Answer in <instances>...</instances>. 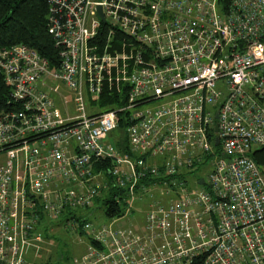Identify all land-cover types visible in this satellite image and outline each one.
Listing matches in <instances>:
<instances>
[{
  "label": "built area",
  "instance_id": "built-area-1",
  "mask_svg": "<svg viewBox=\"0 0 264 264\" xmlns=\"http://www.w3.org/2000/svg\"><path fill=\"white\" fill-rule=\"evenodd\" d=\"M48 32L55 68L25 45L0 48L14 105L0 108V264H38L26 249L42 240L40 213L88 208L104 188L124 212L99 229L82 220L94 243L74 264H264L251 157L264 147V0H49ZM54 82L77 115L55 108ZM85 90L123 103L89 115ZM121 122L126 155L108 141ZM202 165L208 181L189 189Z\"/></svg>",
  "mask_w": 264,
  "mask_h": 264
},
{
  "label": "rangeland",
  "instance_id": "rangeland-1",
  "mask_svg": "<svg viewBox=\"0 0 264 264\" xmlns=\"http://www.w3.org/2000/svg\"><path fill=\"white\" fill-rule=\"evenodd\" d=\"M62 86L61 84L60 87L63 89L65 95L69 94L67 97L68 108L64 105L65 113L62 111V115L66 116V110L69 109V114L75 116L79 113L76 104V95L67 88V90L64 89V86ZM84 101L85 110L89 115L101 113L108 109L107 105L103 104L101 99L93 101V97L86 90L84 91ZM57 105L59 106V103ZM150 106V104H146L140 106L138 110H145ZM108 141L113 143L116 148H119L123 155L128 153V133L125 126L119 125L109 132ZM5 160V155L0 154V165ZM210 171V169L204 168V165H202L196 173L189 176L186 175L185 180L188 181V188H193L199 177H204L208 181ZM105 173L106 169L104 171ZM104 176L108 182L111 181L110 175ZM157 192L154 191L153 193ZM111 193L109 188H104L100 199L109 198ZM137 196H140V193H137ZM97 206L98 200L94 199L93 207L79 208L76 210V213L81 221L85 218L95 228L99 229L103 225L110 224L111 220L106 216L105 207L98 209ZM136 207L137 209L133 211L131 217L125 220L126 224H133V215L144 214L142 204L137 202ZM81 221L75 224L73 220H67L66 212L62 213L57 219H50L49 217H45L43 220L41 219L37 226V234L42 237V240L30 242L26 249L27 258L38 264H74L76 259H80L87 252L89 246V235L81 229Z\"/></svg>",
  "mask_w": 264,
  "mask_h": 264
},
{
  "label": "trees",
  "instance_id": "trees-1",
  "mask_svg": "<svg viewBox=\"0 0 264 264\" xmlns=\"http://www.w3.org/2000/svg\"><path fill=\"white\" fill-rule=\"evenodd\" d=\"M48 15L49 0H0V48L25 45L36 50L41 58L49 62L51 68L57 67L59 64L58 50L55 47L52 36L48 32ZM100 99L103 104L107 105V110L117 108L123 103L117 93L109 94L105 92L100 96ZM9 101L10 88L0 74V108H12L14 105L9 103ZM120 125L125 126L126 123L121 122ZM251 157L264 174V147L254 149ZM109 166H111V163L105 160L95 163L96 171L104 168L106 169V174L109 171ZM116 193H111L109 198L100 199L101 196L96 198L98 200L97 208L105 207L106 216L110 220L122 216L124 212L123 208H119L114 201ZM93 206L94 203L88 208ZM64 212H66L67 220L81 221L76 212L66 210L62 213ZM40 214L42 220L47 217L43 212ZM88 241L89 243H94L90 237ZM192 264L199 263L195 262Z\"/></svg>",
  "mask_w": 264,
  "mask_h": 264
},
{
  "label": "crops",
  "instance_id": "crops-1",
  "mask_svg": "<svg viewBox=\"0 0 264 264\" xmlns=\"http://www.w3.org/2000/svg\"><path fill=\"white\" fill-rule=\"evenodd\" d=\"M56 83V85H55ZM61 82H54V84L52 83V89H46L48 95L52 98V100L54 101V105H55V108L62 114V111H64L65 113V108H64V105L66 108H68V102H67V97L69 94H66L64 93L63 89H61L60 84ZM63 85V84H62ZM64 86V85H63ZM62 86V87H63ZM64 89H66V87L64 86L63 87ZM67 90V89H66ZM72 92V91H71ZM64 97H62L60 94ZM59 103V106L57 105ZM67 112L69 113V109L66 110V114ZM135 224L137 223H140L141 222V219H137L136 221H134Z\"/></svg>",
  "mask_w": 264,
  "mask_h": 264
},
{
  "label": "water",
  "instance_id": "water-1",
  "mask_svg": "<svg viewBox=\"0 0 264 264\" xmlns=\"http://www.w3.org/2000/svg\"><path fill=\"white\" fill-rule=\"evenodd\" d=\"M98 13H99L102 21L104 22L105 19H104L103 13H102V9L100 7H98ZM215 118H218V113H216ZM215 130H217V126H216ZM218 142H219V139H216V144H218ZM200 183H203V180H201Z\"/></svg>",
  "mask_w": 264,
  "mask_h": 264
}]
</instances>
